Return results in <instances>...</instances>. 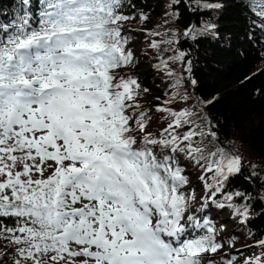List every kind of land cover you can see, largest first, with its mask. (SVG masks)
I'll list each match as a JSON object with an SVG mask.
<instances>
[{
	"label": "snow or ice",
	"instance_id": "6c2138e0",
	"mask_svg": "<svg viewBox=\"0 0 264 264\" xmlns=\"http://www.w3.org/2000/svg\"><path fill=\"white\" fill-rule=\"evenodd\" d=\"M138 2L0 3V264H264V233L235 231L264 205V161L223 137L184 47L219 33L181 27L180 4L222 5L169 0L153 21ZM241 3L264 44V0Z\"/></svg>",
	"mask_w": 264,
	"mask_h": 264
},
{
	"label": "trees",
	"instance_id": "16d2710c",
	"mask_svg": "<svg viewBox=\"0 0 264 264\" xmlns=\"http://www.w3.org/2000/svg\"><path fill=\"white\" fill-rule=\"evenodd\" d=\"M12 0H0L12 13ZM169 0H140L137 8L150 14L153 21L159 19ZM195 2V0H193ZM222 7L211 13L210 17L202 13L188 11L180 4L181 27L198 20L211 19L217 25L219 37H209L199 44L191 41L184 47L189 49L193 61V73L199 81L198 92L205 100H216L209 112L220 126V132L233 147L243 155L245 163L253 160L264 161V44H254L249 40L250 14L242 6L241 0H216ZM139 29L135 21L127 25ZM175 27V25H173ZM261 33L257 31V37ZM141 40L143 37L140 38ZM142 45H137L140 47ZM143 74L149 85L153 73L148 63L142 62L137 69ZM247 172V170H246ZM236 184H244L242 177H237ZM264 205H256V215L248 228L235 229L236 232L264 233ZM226 218L222 214L219 219ZM239 246V245H238Z\"/></svg>",
	"mask_w": 264,
	"mask_h": 264
}]
</instances>
